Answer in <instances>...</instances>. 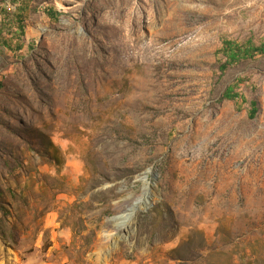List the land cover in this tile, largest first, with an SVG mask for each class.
Returning <instances> with one entry per match:
<instances>
[{
    "label": "rangeland",
    "instance_id": "obj_1",
    "mask_svg": "<svg viewBox=\"0 0 264 264\" xmlns=\"http://www.w3.org/2000/svg\"><path fill=\"white\" fill-rule=\"evenodd\" d=\"M224 39L264 0H0V264H264V54Z\"/></svg>",
    "mask_w": 264,
    "mask_h": 264
},
{
    "label": "trees",
    "instance_id": "obj_2",
    "mask_svg": "<svg viewBox=\"0 0 264 264\" xmlns=\"http://www.w3.org/2000/svg\"><path fill=\"white\" fill-rule=\"evenodd\" d=\"M53 14L56 15L57 13L54 12ZM221 53L226 58V61L220 66L221 71H224L230 65L237 63L243 59H253L258 53L264 54V44L262 43L261 45L257 46L252 43V41L241 43L233 39H224ZM239 82H242V79H240L237 84H239ZM236 86L233 85L226 89L224 98L230 100H237L241 98L243 101H246L245 97L235 91ZM257 111V102L251 101L250 116H255Z\"/></svg>",
    "mask_w": 264,
    "mask_h": 264
},
{
    "label": "bare ground",
    "instance_id": "obj_3",
    "mask_svg": "<svg viewBox=\"0 0 264 264\" xmlns=\"http://www.w3.org/2000/svg\"><path fill=\"white\" fill-rule=\"evenodd\" d=\"M140 201V200H139ZM155 198H151L149 200H143L139 202V209H143V210H147L151 207V205L154 203ZM111 236V235H110ZM107 238H109V236H106ZM108 240V239H107Z\"/></svg>",
    "mask_w": 264,
    "mask_h": 264
},
{
    "label": "built area",
    "instance_id": "obj_4",
    "mask_svg": "<svg viewBox=\"0 0 264 264\" xmlns=\"http://www.w3.org/2000/svg\"><path fill=\"white\" fill-rule=\"evenodd\" d=\"M11 8V6H9V9Z\"/></svg>",
    "mask_w": 264,
    "mask_h": 264
}]
</instances>
